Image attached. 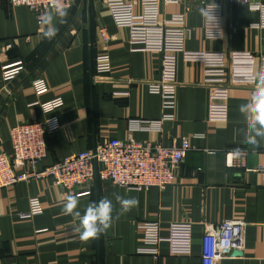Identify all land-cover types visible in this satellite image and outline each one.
Here are the masks:
<instances>
[{
	"label": "crops",
	"instance_id": "1",
	"mask_svg": "<svg viewBox=\"0 0 264 264\" xmlns=\"http://www.w3.org/2000/svg\"><path fill=\"white\" fill-rule=\"evenodd\" d=\"M126 1L134 4L135 14L146 12L143 0ZM217 1L223 6L218 38L206 34L204 1L159 3L161 22L184 16L182 50H151L132 40L107 0H78L67 9L66 23L54 19L58 34L52 40L43 36L47 26L41 29L29 7L1 4V149L11 153L12 128L43 121L47 115L40 103L58 97L65 102L56 112L61 127L48 136L40 168L111 138L166 146L187 140L193 147L175 183L165 189H130L99 178L76 187L70 195L78 197L82 215L92 201H112V225L98 239H80L74 231L79 218L63 213L67 190L52 179L32 178L1 189L0 264H203L205 234L229 219L247 222L246 246L217 264H264V174L257 170L264 162V139L257 137L259 147L244 142L247 121L239 111L259 83L262 14L251 3ZM102 28L111 36L108 42ZM103 51L112 70L98 78L95 60ZM208 53L225 56L222 82L206 81ZM19 66L25 70L6 83L4 71ZM36 79L46 82L45 92H36ZM162 81L174 83L172 108L164 107L162 92L151 90L153 82ZM238 148L246 150L245 167L230 165ZM116 195L134 197L138 204L118 216ZM33 200L41 207L37 213H32ZM153 223L160 227L158 255L140 251L145 226Z\"/></svg>",
	"mask_w": 264,
	"mask_h": 264
},
{
	"label": "built area",
	"instance_id": "2",
	"mask_svg": "<svg viewBox=\"0 0 264 264\" xmlns=\"http://www.w3.org/2000/svg\"><path fill=\"white\" fill-rule=\"evenodd\" d=\"M196 1H204L205 10L211 11L214 8L212 14L216 17L215 23L206 17L207 36L221 37L223 6L217 0H143L146 6L143 15L135 14L134 4L126 0H107V4L118 26L130 29L132 40L145 42L147 48L151 50H182L184 32L181 25L184 23V16L175 17L171 24L161 22L158 17L159 3ZM3 2L29 7L34 12L41 29L46 26L42 23V14L52 11L50 0H0V6ZM61 2L65 8L70 9L78 0H61ZM228 2L229 4L251 3L259 8L262 14L261 26L264 27V0L253 3L251 0H228ZM173 24L177 26L173 27ZM100 35L104 42L111 39L105 28L100 30ZM6 48H11V44ZM204 60L207 66V83L222 82L226 73L225 56L208 53ZM24 70V66L5 70L3 80L8 83ZM111 70L108 51H103L95 60L96 76L104 78L111 73ZM261 72H264V56L260 59L259 73ZM173 84L162 81L153 82L151 85L153 92L163 93L165 108H172L175 105ZM33 86L39 94L47 90V84L43 79L34 80ZM64 104L61 97L41 102L40 106L47 115L43 121L22 122L12 128L10 137L12 152L8 153L0 147V190L32 178H50L55 185L64 187L68 194H74L76 187L88 184L96 178L130 189H148L153 186L165 189L175 183L186 154L193 147L187 140L180 145L166 146L152 141L111 138L98 144L94 149L85 150L40 168L42 161L47 157L48 136L61 127L56 112ZM234 155L237 160L235 162L232 159L230 165L245 167L246 150L238 148ZM19 169L23 171H18ZM257 170L264 174V162ZM32 204V213L39 212L41 209L39 202L33 200ZM145 228L146 244L140 251L158 255L159 224L153 223ZM246 228L245 220L229 219L220 224L217 232H207L203 238V264H217L222 259L233 257L236 251L244 250Z\"/></svg>",
	"mask_w": 264,
	"mask_h": 264
},
{
	"label": "clouds",
	"instance_id": "3",
	"mask_svg": "<svg viewBox=\"0 0 264 264\" xmlns=\"http://www.w3.org/2000/svg\"><path fill=\"white\" fill-rule=\"evenodd\" d=\"M50 2L52 11L42 14V23L47 26L43 31V36L48 40H52L58 34V27L53 23L54 19L59 17L62 22L66 23L68 16V10L63 6L61 0H50ZM212 10L201 9V13L215 23L216 17L212 14ZM258 79L259 83L251 101L239 106V111L245 116L247 121L244 142L255 147L260 146V141L257 137L264 139V72L259 73ZM115 198L121 206L118 216L131 211L138 204L134 197L125 198L116 195ZM65 201L63 213L79 218V223L75 226L74 231L79 233L81 240L98 239L100 234L111 227L113 222V204L108 198L105 197L99 201L88 203L83 215L77 210L79 205L78 197L65 194Z\"/></svg>",
	"mask_w": 264,
	"mask_h": 264
},
{
	"label": "water",
	"instance_id": "4",
	"mask_svg": "<svg viewBox=\"0 0 264 264\" xmlns=\"http://www.w3.org/2000/svg\"><path fill=\"white\" fill-rule=\"evenodd\" d=\"M241 253V251H236L234 254L235 255H238V254H240Z\"/></svg>",
	"mask_w": 264,
	"mask_h": 264
}]
</instances>
